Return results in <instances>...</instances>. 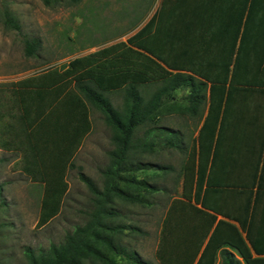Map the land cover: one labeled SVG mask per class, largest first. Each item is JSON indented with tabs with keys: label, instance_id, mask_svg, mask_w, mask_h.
I'll return each mask as SVG.
<instances>
[{
	"label": "trees",
	"instance_id": "obj_1",
	"mask_svg": "<svg viewBox=\"0 0 264 264\" xmlns=\"http://www.w3.org/2000/svg\"><path fill=\"white\" fill-rule=\"evenodd\" d=\"M38 46L26 41L27 54ZM12 84L8 106L17 108L21 127L6 124L2 132L12 139L1 145L25 150L23 170L42 186L38 226L60 211L68 170L92 128L90 107L103 114L113 145L102 186L78 167L92 194L87 221L46 250L27 247V264H156L121 242L126 227L136 233L139 226L114 220L117 200L147 207L158 192L167 198L157 264H264L256 151L264 143V0H160L126 40ZM111 92L122 93L120 105ZM188 119L199 123L192 200L152 182L182 177L193 134L183 127ZM165 150L181 156L178 166L146 159Z\"/></svg>",
	"mask_w": 264,
	"mask_h": 264
},
{
	"label": "rangeland",
	"instance_id": "obj_2",
	"mask_svg": "<svg viewBox=\"0 0 264 264\" xmlns=\"http://www.w3.org/2000/svg\"><path fill=\"white\" fill-rule=\"evenodd\" d=\"M160 0H0V132L6 124L17 131L16 118L4 112L10 104L14 86L12 82L27 75L37 74L47 68L62 67L71 58L98 48L126 40L152 15ZM15 20L18 27L8 23ZM37 39L39 46L34 55L26 52V41ZM155 88L148 85L147 90ZM108 97L116 105L122 102V93L111 92ZM15 108L11 112H16ZM92 129L84 138L68 170V190L59 213L43 226L37 225L40 212L42 186L32 181L23 170L26 161L23 149L4 148L1 142L12 139V134L0 136V262L2 264H27L25 256L29 247L34 251L46 250L51 243H59L75 226L82 225L93 209L92 194L79 178L82 172L102 186L101 170L109 161L108 150L113 145L111 130L104 122L103 114L91 107ZM171 126L177 127L176 119ZM185 124V125H184ZM183 127L193 134L185 160L184 172L179 181L155 178L152 182L163 190L184 199H191L195 181V156L192 147L196 143L195 121L188 119ZM182 127V125H181ZM21 137V136H20ZM19 137V138H20ZM16 139L14 138L13 141ZM192 149V150H191ZM146 159L178 166L181 156L175 151H162ZM167 195L158 192L153 203L140 207L117 200L115 208L121 217L115 222L137 225L140 232L126 227L121 242L130 250H136L145 260L158 263L155 257L161 219L165 211ZM84 264H93L84 262ZM98 264V263H97Z\"/></svg>",
	"mask_w": 264,
	"mask_h": 264
},
{
	"label": "crops",
	"instance_id": "obj_3",
	"mask_svg": "<svg viewBox=\"0 0 264 264\" xmlns=\"http://www.w3.org/2000/svg\"><path fill=\"white\" fill-rule=\"evenodd\" d=\"M158 7V6H157ZM156 7V8H157ZM156 10V9H155ZM154 13V12H153ZM152 13V14H153ZM152 16V15H151ZM150 16V17H151ZM149 17V18H150ZM28 76V75H27ZM25 77V76H24ZM24 77H22V78H24ZM22 78H20V79H22ZM17 80H19V79H17ZM17 80H15V81H17ZM10 102H11V99H10ZM261 105H262V109H260L259 110V115L261 116V114H262V117H263V119H264V102H263V104L261 103ZM261 105H259V108H260V106ZM11 109H13V108H11L10 106H8V104L5 106V110H4V112H8V113H10L9 115L11 116ZM16 110H17V108H15ZM95 109V108H94ZM2 112H3V109H2ZM13 113V115L12 116H14L15 117V115H17L19 112H18V110L16 111V112H12ZM90 114H91V107H90ZM4 114L2 113V116H3ZM19 115V114H18ZM90 119H91V116H90ZM15 120H17V122L20 124V122H19V120L18 119H15ZM92 124V123H91ZM92 129V128H91ZM1 134H3V135H5V132L3 131L2 132V130H1V132H0V136H1ZM87 136V135H86ZM85 136V137H86ZM84 137V138H85ZM84 140V139H83ZM82 145V144H81ZM80 149V148H79ZM192 149H193V151H195L194 152V155H197V145H195V147H192ZM191 149V150H192ZM255 151V150H254ZM256 151H257V155H258V159H257V164H258V172H259V176H260V183H262V181H264V143H263V145H260L257 149H256ZM243 163H245L244 162V160H243ZM237 165H236V163L235 162H233L232 163V165L229 167V169H231V171L233 170V172H235V170H237ZM244 170V169H243ZM29 178H30V176H28ZM31 179V178H30ZM191 200H192V198H191Z\"/></svg>",
	"mask_w": 264,
	"mask_h": 264
}]
</instances>
